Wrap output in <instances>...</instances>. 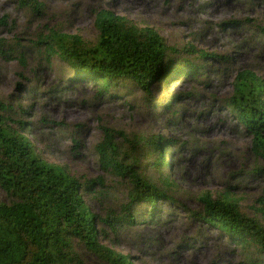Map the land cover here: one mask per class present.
Instances as JSON below:
<instances>
[{
    "label": "rangeland",
    "instance_id": "1",
    "mask_svg": "<svg viewBox=\"0 0 264 264\" xmlns=\"http://www.w3.org/2000/svg\"><path fill=\"white\" fill-rule=\"evenodd\" d=\"M42 2L40 15L18 7L15 0H0V38L7 51L23 52L27 62L24 68L17 60L0 57V101L10 105L4 116L13 127L24 122L23 133L41 159L61 166L81 183H104H94L85 193L92 211L109 217L97 222L98 243L132 264H264V255L251 244H238L216 225L188 214L201 210L202 193L217 197L229 191L243 214L264 225V174L253 173L264 167V160L255 156L251 136L227 106L238 71L264 78V0ZM100 9L154 28L180 50L173 57L179 71L169 73L164 82L153 81L151 94L124 77L109 93H99L95 79L56 56L48 60L38 53L37 39L53 31L94 44ZM189 45L209 55L198 63L183 51ZM187 59L201 68L183 71ZM104 127L115 131L123 148L139 138L168 140L167 165L156 168L150 163L157 158L152 157L135 167L172 196L158 199L151 217L145 214L151 206L133 202L128 218L135 214L136 219L131 224L109 222L130 201L132 184L100 164L95 146ZM0 202H11L2 187ZM73 252L72 264H111L76 240Z\"/></svg>",
    "mask_w": 264,
    "mask_h": 264
},
{
    "label": "trees",
    "instance_id": "2",
    "mask_svg": "<svg viewBox=\"0 0 264 264\" xmlns=\"http://www.w3.org/2000/svg\"><path fill=\"white\" fill-rule=\"evenodd\" d=\"M15 2L18 7L35 14L41 15L44 8L42 0ZM5 18L1 21L5 22ZM94 23L98 30L94 44H86L78 35L53 31L37 39L36 49L48 60L56 56L98 81L99 93H109L119 78L124 77L151 94L153 81L164 82L169 73L179 71L173 57L180 54V50L168 45L154 28L141 27L108 9L98 10ZM261 33L264 35V27ZM5 45V39L0 38V57L6 61L17 60L25 68L24 53L15 54L11 48L7 51ZM183 51L198 63L209 55L191 45ZM185 68L195 71L201 67L187 59L183 71ZM227 106L251 136L255 156L264 160V78L250 70L238 71ZM9 110L10 105L0 101V187L11 197L9 203L0 202V264H72L76 259L74 240L111 264H132L127 256L98 243L101 230L97 222L107 221L109 217L101 218L93 212L85 200V193L94 183L100 187L104 183L99 179L81 183L61 166L41 159L23 133L24 122H17L18 128H15L4 116ZM178 114L175 112L174 118ZM114 134L115 131L104 127L102 140L95 149L101 166L128 178L132 188L128 194L130 201L122 213L112 215L113 220H109L112 226L131 224L136 219L135 214L128 218L133 202L151 206L145 210L149 218L156 210L158 199L172 200L167 189L160 188L135 169L141 159L149 161L152 157L157 158L150 163L156 168L167 165L164 152L168 140L162 136L147 142L139 138L136 144L130 143L133 144L130 148H123ZM139 152L147 153L138 158ZM253 173L264 174V167ZM97 193L103 192L97 190ZM198 200L201 210H189L190 216L216 225L229 239L242 245L251 244L264 255V225L243 214L238 199L229 191L217 197L204 192Z\"/></svg>",
    "mask_w": 264,
    "mask_h": 264
}]
</instances>
